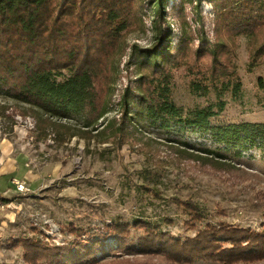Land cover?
I'll return each mask as SVG.
<instances>
[{"label": "rangeland", "instance_id": "374dc122", "mask_svg": "<svg viewBox=\"0 0 264 264\" xmlns=\"http://www.w3.org/2000/svg\"><path fill=\"white\" fill-rule=\"evenodd\" d=\"M152 3L134 0L127 7L131 25L123 31L121 49L108 67L110 80L99 83V99L107 112L94 126H85L80 115L44 126L31 113L17 114L27 107L11 106L12 101L0 92V103L9 105L6 113L14 119L10 128L0 118V194L11 198L0 203V264H42L41 259L28 262L23 246L11 241L20 237L40 239L49 246L67 243L74 237L70 223L80 229L81 239H96L93 233L104 232L103 226L113 220L132 223L137 217L159 224L179 239L192 237L199 225L188 222L189 215L178 205L186 200L198 204L214 224L253 232L264 229L260 149L217 143L196 126L151 121L139 112L132 94L128 99L133 121L125 132L114 130L123 89L137 86L131 48L150 46L153 39ZM163 17L173 44L178 45L181 34L188 38L184 55L181 45V52L173 51L179 59L172 66L170 82L175 104L184 110L211 105L217 111L210 120L214 125L264 123V55L249 65L253 44L264 36L254 35L256 40L250 41L243 33L218 28L216 7L209 0H166ZM218 41L224 46L218 50L220 58H229L235 75L201 79L210 63L209 48L216 50ZM192 81L202 82L206 90H192ZM207 150L223 153L232 166L206 160ZM16 182L26 189L18 190ZM142 234L130 227V238ZM103 248L108 252L98 255L97 264H179L155 252L109 250L115 248L111 235L103 238ZM191 264L226 263L206 259ZM228 264H264V259Z\"/></svg>", "mask_w": 264, "mask_h": 264}, {"label": "trees", "instance_id": "16d2710c", "mask_svg": "<svg viewBox=\"0 0 264 264\" xmlns=\"http://www.w3.org/2000/svg\"><path fill=\"white\" fill-rule=\"evenodd\" d=\"M165 1L152 0L151 45L131 48L130 55L135 57L138 71L137 86L136 89L125 87L120 95V116L115 132H125L133 121L128 99V94H132L139 112L151 121L168 120L179 126H196L208 132L217 143L239 145L240 150L255 147L264 153V123L240 121L214 125L210 120L217 111L211 105L184 110L173 101L172 66L179 64L173 51H182L184 55L188 38L181 34L178 45L173 44L171 29L163 24ZM209 1L216 7L218 28L225 26L228 32L243 33L250 41L256 40L254 35L264 36V0ZM132 2L134 0H0V92L12 101L11 106L27 107L16 110L17 114L31 113L44 126L52 120L80 115L85 126H94L107 112L99 99V83L110 80L108 67L112 68L110 62L113 63L121 49L123 31L131 25L127 7ZM260 40L253 44L249 65L264 55V38ZM222 44L218 41L216 50L209 48L208 72L200 74L198 71L201 79L217 81L224 75H235L234 69L230 70L229 58L226 55L224 60L220 58L218 50L224 47ZM191 84L192 90H206V85L200 81ZM238 86L239 81H236L235 88ZM8 107L0 103V118L11 128L14 119L6 113ZM221 109L222 104L218 107ZM205 152L206 160L232 166V161L223 153ZM0 201L8 203L11 198L0 195ZM178 205L189 215L188 222L199 225L192 237L179 239L159 224L137 217L132 223L119 219L105 224L104 232L93 233L96 239L92 236L81 239L80 229L70 223L69 230L74 237L67 243L49 246L40 239L20 237L11 242L23 246L28 262L41 259L42 264H97L98 255L108 252L103 248V238L107 235L115 239V248L109 250L155 252L179 264L206 259L226 264L264 259V229L253 232L214 224L206 219L198 204L186 200ZM202 221L204 223L199 224ZM130 227L141 229L143 234L135 240L130 238ZM223 242L228 246H223Z\"/></svg>", "mask_w": 264, "mask_h": 264}, {"label": "built area", "instance_id": "2783aa9c", "mask_svg": "<svg viewBox=\"0 0 264 264\" xmlns=\"http://www.w3.org/2000/svg\"><path fill=\"white\" fill-rule=\"evenodd\" d=\"M17 188H18V190H23V189L25 190L26 189V187H24V185L22 183H17Z\"/></svg>", "mask_w": 264, "mask_h": 264}, {"label": "crops", "instance_id": "0c3cea01", "mask_svg": "<svg viewBox=\"0 0 264 264\" xmlns=\"http://www.w3.org/2000/svg\"><path fill=\"white\" fill-rule=\"evenodd\" d=\"M1 195V194H0ZM3 196V195H2Z\"/></svg>", "mask_w": 264, "mask_h": 264}]
</instances>
